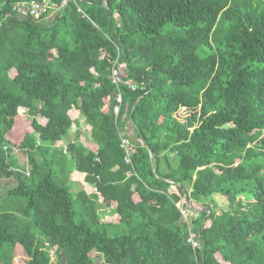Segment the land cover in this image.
Returning a JSON list of instances; mask_svg holds the SVG:
<instances>
[{
  "label": "trees",
  "instance_id": "trees-1",
  "mask_svg": "<svg viewBox=\"0 0 264 264\" xmlns=\"http://www.w3.org/2000/svg\"><path fill=\"white\" fill-rule=\"evenodd\" d=\"M31 1L44 0H0V177L16 181L0 264L18 245L25 264H264V0H70L50 20L18 16ZM119 63L143 89L112 82ZM79 117L90 140L60 145ZM74 171L96 190H73Z\"/></svg>",
  "mask_w": 264,
  "mask_h": 264
},
{
  "label": "built area",
  "instance_id": "built-area-1",
  "mask_svg": "<svg viewBox=\"0 0 264 264\" xmlns=\"http://www.w3.org/2000/svg\"><path fill=\"white\" fill-rule=\"evenodd\" d=\"M70 0H61L60 2L54 1V0H44L42 2L37 1H31V2H19L16 3L13 7L16 14L20 17H38L44 13H56L57 11L63 9L67 2ZM76 1V0H72ZM121 66H125V63H119L118 66L114 65L111 68V80L115 85H119L121 83H124L128 85V87L131 90H136L137 87H140L141 89L144 88V83L141 82L140 85L132 80V79H123V76H125V73L123 74L121 70ZM117 101L118 104L114 106V112L117 114L120 108V102H121V95L118 93L117 95ZM130 131L126 132H120V147L124 150L125 156L124 160L125 162L131 161V154L135 151V148L131 142V139L129 138ZM126 175H131L133 172L131 170H127L125 172ZM94 190H96L94 188ZM187 207H185L183 204L178 205V208L181 212L182 219L184 220L185 224L188 228V235L186 237V242L193 248L197 249L201 246V241L198 238L197 233L193 230L191 226V217H193L196 212L199 210L198 208L192 209L190 205L187 203V200H185Z\"/></svg>",
  "mask_w": 264,
  "mask_h": 264
},
{
  "label": "rangeland",
  "instance_id": "rangeland-1",
  "mask_svg": "<svg viewBox=\"0 0 264 264\" xmlns=\"http://www.w3.org/2000/svg\"><path fill=\"white\" fill-rule=\"evenodd\" d=\"M54 16V13H50L48 14V16L46 17L47 20H50L52 17ZM118 66V65H117ZM123 74L125 73V66H121L120 67ZM12 74V70L10 71ZM18 116L16 117V123H17V127L15 128L14 131H12L9 134L10 138H16L15 140L18 141L20 136L22 135L23 130L25 129V127L27 126V124H29L30 121V116L29 112L25 109V108H19L18 109ZM181 113V112H180ZM36 118L41 121L44 122L45 118L42 117L40 114L36 115ZM80 118V117H79ZM18 127L21 128L22 132H19ZM129 128L131 129V126H129ZM72 131V130H71ZM73 132V131H72ZM70 134V132L64 137V139L66 140V138L68 137V135ZM74 134V133H73ZM72 134V135H73ZM130 136H133L132 130L130 133ZM70 137H68L69 139ZM15 141V142H16ZM16 144V143H15ZM13 153L15 154L18 162L22 165H26L27 164V158H26V154L25 152L20 149L19 147L15 146ZM16 184V181L14 180V178L10 177H0V204L3 203V201L5 200L4 198L7 195L8 189L13 187ZM74 190V189H73ZM94 191V188L92 189ZM244 197L250 198L248 195H243ZM214 200L217 204V208H225L227 206V199L226 197L219 195V194H215L214 195ZM26 257L24 255V252L22 250V247H20L19 245L17 246L16 249V255L13 258V264H25V260Z\"/></svg>",
  "mask_w": 264,
  "mask_h": 264
},
{
  "label": "crops",
  "instance_id": "crops-1",
  "mask_svg": "<svg viewBox=\"0 0 264 264\" xmlns=\"http://www.w3.org/2000/svg\"><path fill=\"white\" fill-rule=\"evenodd\" d=\"M83 124V118L80 117L78 122L75 121L72 126H71V129H70V134L68 135V137H70L68 139V137L66 138V140H61L59 141L60 142V145L64 146L65 143L68 141V140H74L76 138H79V140L83 141L85 140L86 142H88V140H90L89 138V131L88 130H84V126L82 125ZM129 127V126H128ZM73 132H72V131ZM131 130L132 129H129L130 133H131ZM74 133V134H73ZM73 134V135H72ZM79 135V137H78ZM80 184L83 185V187L86 189V190H89V191H93V187L92 186H89L85 180H84V174L79 172V171H74L72 173V181H71V186H72V189L74 190H77L78 188H80ZM112 211H110V209L106 208L104 210V216H105V219H114L116 218V215L114 213H111Z\"/></svg>",
  "mask_w": 264,
  "mask_h": 264
},
{
  "label": "water",
  "instance_id": "water-1",
  "mask_svg": "<svg viewBox=\"0 0 264 264\" xmlns=\"http://www.w3.org/2000/svg\"><path fill=\"white\" fill-rule=\"evenodd\" d=\"M148 150H149V154H150V156H153V152H152V150H151L149 147H148ZM187 203L190 204L189 199H187Z\"/></svg>",
  "mask_w": 264,
  "mask_h": 264
}]
</instances>
